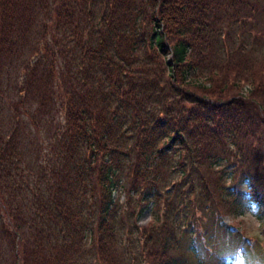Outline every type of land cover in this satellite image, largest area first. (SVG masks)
Wrapping results in <instances>:
<instances>
[{
	"label": "trees",
	"instance_id": "16d2710c",
	"mask_svg": "<svg viewBox=\"0 0 264 264\" xmlns=\"http://www.w3.org/2000/svg\"><path fill=\"white\" fill-rule=\"evenodd\" d=\"M21 49L11 88L64 124L33 176L29 112L0 80V264L253 255L222 219L246 202L264 219V0H0V65ZM217 168L232 182L215 195Z\"/></svg>",
	"mask_w": 264,
	"mask_h": 264
},
{
	"label": "rangeland",
	"instance_id": "374dc122",
	"mask_svg": "<svg viewBox=\"0 0 264 264\" xmlns=\"http://www.w3.org/2000/svg\"><path fill=\"white\" fill-rule=\"evenodd\" d=\"M31 40L35 41V36H31ZM25 51L26 49H21L19 55L17 56L18 58L10 59L11 57H8V59H10L9 63L7 62L6 64L0 65V80L1 84H7L11 90L9 91L10 94H8V100L11 102V105L12 103L22 101L25 103V108L28 110L29 116H35L34 120L32 119L31 121L29 116L23 114L17 120L20 129L18 133L20 136L18 144H20L22 149L26 152L27 156L25 166L27 164L31 166L34 176L36 175L38 164L46 165L45 162H48L47 158H52L51 151H54L55 130L57 127L60 128V126L64 124V121L61 114L57 113V110L49 111L47 106L45 108L38 109L39 105L36 102L37 100H35V97H37L38 94L35 93V90L32 93H25V95L20 96L22 92L18 87L15 89L11 88L13 84L19 85V83L24 81L21 62L27 58V53ZM22 54L23 56H21ZM168 59L169 58L166 57V60ZM56 67H58L57 62ZM248 88V86L244 87L243 90L247 92L249 91ZM9 108H6L5 110L7 118L4 120L3 124L5 131L10 130L13 120L18 117L14 114V112H11ZM26 109H24V111ZM52 119L54 123H52ZM217 170L224 171L221 175L223 179L219 182L218 180H220V175L212 173L213 177L211 178V182L209 183L210 186L208 187V190L213 192L215 195L220 194L222 189H218L217 187L222 185L223 182L226 186H229L232 182L230 178L226 177L229 170L222 168H217ZM214 181L217 182L215 183ZM121 197H125V195L122 194ZM202 198H204V195ZM193 201L196 200L193 199ZM163 206L164 204H161V209H163ZM152 217L153 215L151 214V210L147 209V211L142 213L141 217L138 219L137 225L141 228L147 226V224L152 220ZM222 221L226 224L232 225L233 230L230 231L231 234H236V230L242 233L245 239L244 243L249 246L250 253L253 254L252 256L264 257V219L262 209L260 207L255 209L253 208V204L246 202L245 206L241 209V212L238 215H235L234 217L226 215ZM221 255V252L218 250V255L216 256ZM193 259V264H216L215 259H206L202 254H198L196 256L194 254ZM197 261L199 263H197Z\"/></svg>",
	"mask_w": 264,
	"mask_h": 264
},
{
	"label": "clouds",
	"instance_id": "9594fccd",
	"mask_svg": "<svg viewBox=\"0 0 264 264\" xmlns=\"http://www.w3.org/2000/svg\"><path fill=\"white\" fill-rule=\"evenodd\" d=\"M115 196V192H114ZM125 197H120L119 202L123 204L125 202ZM253 208L258 209L259 205L253 203ZM236 255L233 260V264H264V257L261 256H251L250 254L246 253L243 249H237Z\"/></svg>",
	"mask_w": 264,
	"mask_h": 264
}]
</instances>
